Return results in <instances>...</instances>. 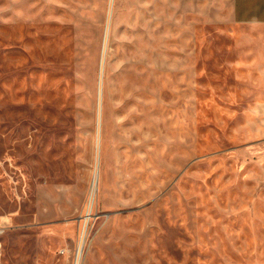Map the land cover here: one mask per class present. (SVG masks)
Returning <instances> with one entry per match:
<instances>
[{
    "label": "rangeland",
    "instance_id": "1",
    "mask_svg": "<svg viewBox=\"0 0 264 264\" xmlns=\"http://www.w3.org/2000/svg\"><path fill=\"white\" fill-rule=\"evenodd\" d=\"M0 264H264V25L0 0Z\"/></svg>",
    "mask_w": 264,
    "mask_h": 264
},
{
    "label": "crops",
    "instance_id": "2",
    "mask_svg": "<svg viewBox=\"0 0 264 264\" xmlns=\"http://www.w3.org/2000/svg\"><path fill=\"white\" fill-rule=\"evenodd\" d=\"M232 18L237 25H264V0H232Z\"/></svg>",
    "mask_w": 264,
    "mask_h": 264
},
{
    "label": "bare ground",
    "instance_id": "3",
    "mask_svg": "<svg viewBox=\"0 0 264 264\" xmlns=\"http://www.w3.org/2000/svg\"><path fill=\"white\" fill-rule=\"evenodd\" d=\"M106 41H107V35H106V38H105V43H106ZM96 174H95V179H96ZM79 255H80V252H79ZM79 258V257H78Z\"/></svg>",
    "mask_w": 264,
    "mask_h": 264
}]
</instances>
